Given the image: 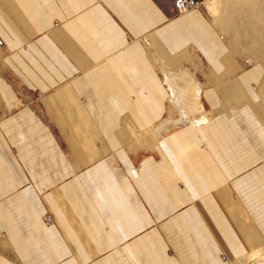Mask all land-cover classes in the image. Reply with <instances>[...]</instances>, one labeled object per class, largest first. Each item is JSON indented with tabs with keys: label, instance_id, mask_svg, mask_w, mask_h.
Here are the masks:
<instances>
[{
	"label": "crops",
	"instance_id": "1",
	"mask_svg": "<svg viewBox=\"0 0 264 264\" xmlns=\"http://www.w3.org/2000/svg\"><path fill=\"white\" fill-rule=\"evenodd\" d=\"M253 5L0 0V264H264ZM163 74L201 120H164Z\"/></svg>",
	"mask_w": 264,
	"mask_h": 264
},
{
	"label": "rangeland",
	"instance_id": "2",
	"mask_svg": "<svg viewBox=\"0 0 264 264\" xmlns=\"http://www.w3.org/2000/svg\"><path fill=\"white\" fill-rule=\"evenodd\" d=\"M253 1L255 6L253 5V10L250 15V17L246 16L243 22H241L242 28V38H243V60H244V67L252 65L253 63H258L264 68V0H249ZM208 11L211 13V16L213 19H220L222 16H224V12L220 11L219 6L217 8H213V6L207 7ZM215 22V21H214ZM259 52H254V51ZM245 51H252V52H245ZM164 82L167 85V89L169 92L168 100L170 101V85L167 81V76L163 74ZM189 90L196 89V86H188ZM255 89L260 92L261 86H258ZM173 106V107H172ZM180 105H177L173 102H169V112L164 120L168 121H180L183 114L180 110ZM172 107V109H171ZM180 113L182 116L179 117ZM190 113V112H188ZM188 122H197L201 120V117L199 116V113L193 112L189 114V117L187 118ZM176 121V122H177ZM177 125V124H176ZM48 216L44 217V222L50 223L46 221V218Z\"/></svg>",
	"mask_w": 264,
	"mask_h": 264
},
{
	"label": "bare ground",
	"instance_id": "3",
	"mask_svg": "<svg viewBox=\"0 0 264 264\" xmlns=\"http://www.w3.org/2000/svg\"><path fill=\"white\" fill-rule=\"evenodd\" d=\"M168 83L170 85V92L172 96L171 101L177 105H180L179 107L183 114V116L181 114L182 118L177 124L188 123V112H190L189 114H191L193 112L197 113L201 110V107L199 106V103L197 101V96L195 95L196 90H189L188 85H183L181 84V82L179 83V81L171 77H168ZM188 95L190 96L188 97ZM173 126L174 124H166L164 132L172 128Z\"/></svg>",
	"mask_w": 264,
	"mask_h": 264
},
{
	"label": "built area",
	"instance_id": "4",
	"mask_svg": "<svg viewBox=\"0 0 264 264\" xmlns=\"http://www.w3.org/2000/svg\"><path fill=\"white\" fill-rule=\"evenodd\" d=\"M200 0H173V7L175 9V12L177 14H181L184 13L186 11H189L193 8H196L199 4ZM1 41H0V45H1ZM47 222H50L49 217L46 218ZM222 259H224V257H221Z\"/></svg>",
	"mask_w": 264,
	"mask_h": 264
}]
</instances>
